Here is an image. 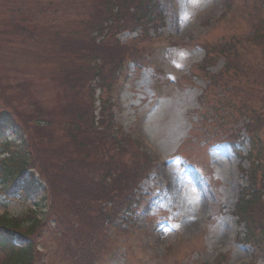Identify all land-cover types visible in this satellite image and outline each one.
<instances>
[{"label": "rangeland", "instance_id": "1", "mask_svg": "<svg viewBox=\"0 0 264 264\" xmlns=\"http://www.w3.org/2000/svg\"><path fill=\"white\" fill-rule=\"evenodd\" d=\"M220 1L176 0L178 12L174 13L170 8L172 0H159L166 15V28L161 34L162 36L170 35L174 41V45L164 56L167 77L160 80L152 68L137 71L132 67L130 78L122 95L123 105L120 102L118 104L119 108L124 106L123 113L119 109L117 114L115 98H112V94H110L112 102L115 103L113 113H115L117 125L125 134L133 135L135 138L134 117L149 103L153 88L161 87L159 107L149 118L146 129L151 143L166 159L171 161L170 165L168 164L166 167V171L168 179L171 178L173 182L174 189L165 203L154 208L150 214L151 219L158 218V215L162 216L168 222V226L162 228L159 234H153L150 231L152 223L146 226L145 223L139 222L137 216L141 208L139 206L131 217L129 229H126L128 237L125 238V241L122 239L123 237H119L109 246V249L114 248H112L113 254L117 252L121 257L111 254L109 258H105V253L101 251V254L93 256L95 261L99 258L103 259V262L99 264H203L216 262L219 255L225 257L223 264H264L262 259L252 256V249L238 243L239 233L242 230L236 225L231 215L237 192L246 182L244 180L246 178L241 177L236 154L232 152L225 140L232 132H236L240 125L221 126L220 114L206 111L207 108L210 110L212 107L210 103L201 110L197 103V99L205 87L203 74L195 67L203 57L200 45L216 44L223 39L230 40L232 38L243 42V37L252 36V30L249 29L252 19L249 15L251 12L249 0H238L240 4H235L237 7L239 5L241 7V13L236 12L234 15L235 20L232 17L230 20L216 24L215 28H211L213 21L221 14ZM38 2L42 3L43 0ZM246 2L248 6L245 5ZM28 7L30 9L37 8L35 1H31L29 5L25 6V8ZM25 8L22 11H27ZM17 10L18 8L9 12L14 14ZM8 13L0 12V22L1 18ZM261 13L264 12L260 9ZM38 18L40 16H37ZM73 18L71 17V19ZM64 20L66 19H62V21ZM39 23L43 24V22ZM70 23L72 21L69 20ZM29 27L33 28V25L30 24ZM133 37L135 34L123 35L119 40L121 43H127ZM17 46L23 47L21 43H18ZM211 48L219 51L216 45L215 48L212 46ZM46 51L50 53L48 49ZM17 52L20 55V52ZM246 54L247 58H253L256 52L251 50L246 51ZM17 59L21 58L17 57ZM40 59L48 60L49 57L41 56ZM215 59L217 63L209 69L210 74H216L223 64L220 61L222 60L220 56H215ZM0 63L1 82L4 83L3 80L9 78V86L15 87L16 85V89L9 91V96L12 95L19 103H24L27 98L22 95L23 91H31L36 103L44 100V106L48 110L49 107H52L53 101L50 93L54 89L48 83L46 84V80L36 81L35 77L32 78L33 75H23L26 80L32 81L28 87L21 83V74L8 73L12 65L11 52L10 54L2 52ZM18 70L31 71L24 60L20 62ZM17 82L18 84H16ZM213 89L214 94L208 97L210 102L217 99L214 98L216 93H221L219 85ZM39 93H41V98L38 99ZM251 96L252 93H244L242 98ZM54 101L57 105L58 101L56 99ZM61 104L63 106L62 101ZM252 105L255 106L254 109H258L257 103ZM30 108L31 106H29ZM24 109L23 107L22 110ZM35 111L36 108L33 107L29 116H35ZM57 127L62 133V125L58 124ZM56 138L61 140L57 144L67 145V139L63 135L56 134ZM261 139L264 142V129ZM247 148L248 145L245 142L240 149L245 153ZM74 149L75 147H71L70 152L76 154ZM178 154L199 164L204 168V172L202 170L186 172L188 167L183 160L179 161L176 157ZM205 160H208L207 166L204 165ZM243 168L246 169L247 164H243ZM155 171L156 169L149 179L140 185L141 193L144 196L150 193L155 186L161 185L157 177L154 176ZM180 171H185V173ZM214 197H216V202ZM35 205L37 202L34 200L9 202L0 198V215L8 219L21 217L26 220L25 217L30 216L27 213L28 210L36 208L34 209L36 217H41L43 208L40 206L37 208ZM21 226L26 227V224ZM145 240L154 244V256H150L146 252V247L151 248L152 245H145ZM17 244L21 243L18 241ZM117 244H122V246ZM215 248H219V251L214 252ZM43 250L48 253L45 258L46 262L51 251L39 249L40 252Z\"/></svg>", "mask_w": 264, "mask_h": 264}, {"label": "trees", "instance_id": "2", "mask_svg": "<svg viewBox=\"0 0 264 264\" xmlns=\"http://www.w3.org/2000/svg\"><path fill=\"white\" fill-rule=\"evenodd\" d=\"M1 1H3L1 2L3 9L0 8V12L6 11L8 13L11 9L22 5L15 3L16 0ZM22 1L27 3L26 0ZM38 1L40 0L35 2L37 8L25 12L19 11L12 17L6 14L5 17L1 18L0 54L2 52L10 54L11 52L12 65L8 73L21 74L23 78L20 79L21 83L28 85V87L32 81L26 80L23 75H29V71L18 70L20 62L23 60L27 64L33 62L32 68L36 70L41 66L42 72L47 75L44 77H49L52 83L58 85L59 88L64 87V97L69 100L68 106L82 107L84 105L83 88L93 71L95 72L94 76L103 82V86H107L106 81L109 78V73L114 74L121 59L115 54L116 51L114 53L108 51V55H113V58H98L103 61L101 66L95 67L94 63H96V55L101 49L98 47L110 43L113 38L111 35L113 30L146 28L147 26H151L155 30L156 24L162 22V13L157 10L156 0H44L42 3ZM227 8H230L229 4H227ZM37 16L40 18L37 19ZM71 17L74 18L71 19ZM64 18L66 20L62 21ZM36 19L43 24L37 22ZM69 20L72 23L69 24ZM30 24L33 25V28L29 27ZM98 38L101 41L97 45ZM18 43H21L23 47H18ZM244 44V46H238L235 40L223 39L222 43L216 45L219 51L212 49L211 46L206 47L204 65L208 61L214 60L215 56H220L225 61L224 68L212 78L206 91V93L214 91L213 88L217 85L221 87L222 99L216 100L214 110L217 113L220 111L222 118H230L232 111L239 112L251 108L253 103L264 105V66L260 61H256L257 58L264 57L263 27H257L254 38ZM246 47L247 49L260 48L258 57L256 56L257 58L251 61L249 58L247 59ZM47 49L50 53L46 51ZM17 51L20 52V55ZM103 55L102 52L98 56L102 57ZM41 56H48L49 59L42 61ZM17 57L21 59H17ZM41 62L44 66H49V69H44ZM8 79L3 80L4 83L0 79V101L4 106L11 104L9 91L16 87V85L15 87L9 86ZM226 90L227 93H225ZM244 93H252L251 99L242 98ZM237 97L240 100L237 101ZM203 98H207V95L204 94ZM234 103H238V105ZM34 107L36 108L35 117L39 116L42 123L40 126L27 127V122L31 118L22 115L23 118L19 119L18 122L22 127H27L24 133L27 135V141L23 140L19 146L12 145L4 148L5 151L10 152V155L4 160H0V184L2 185L0 192H4L8 188V191L16 190L18 176L22 170L26 168L37 169L40 180L46 185L44 193L48 194L50 202L44 221L33 220L32 215L25 217L26 220L33 221L28 229L24 230L20 227L23 220L11 222L6 218L0 219V264H35V261L38 260L36 240L38 236L41 235L39 239L42 237V232L51 221L62 228L63 233L58 239L60 243H65L67 239H71V235L85 245L96 240L102 224L94 217L95 210L90 206L82 205L86 204V200L92 195H95V199L98 200L103 189L108 187L106 183L108 178L112 182L108 195L114 196L117 191H121L117 170L113 171L111 167L123 165V159L119 163L115 162L111 148L106 149V157L115 163H109L103 169H93L92 174L94 175L92 177L84 174L87 162L79 163L77 159L72 160L75 156L70 152V149L74 142L79 139L78 134L83 128V118L86 117L87 113L77 110L76 123L72 125L73 134H67L68 138H65L67 145L59 144L58 147L56 144L61 140H58L51 133V129H47L51 126L49 119L57 117V114H49L48 109L38 105H34ZM62 115L71 116V113ZM0 118L1 132L7 129L12 130V128L18 129L13 119L5 112ZM259 118L264 120V114L260 115ZM250 121L255 122L254 119H250ZM260 124L263 126L264 122L260 121ZM249 126H246L248 131ZM14 134L20 135L21 132L15 130ZM250 135L253 138L255 136L253 142L255 143L257 141L256 133H250ZM111 143L113 148L120 151H123L126 144L130 145L128 140L124 142L112 140ZM29 144L35 155L33 156L34 160L28 154ZM10 148L18 149V151L11 152ZM254 150L259 153L262 152L259 142ZM98 160L100 157L96 155L93 165ZM88 171L89 168L87 167ZM138 171L142 172V168H139ZM124 172L122 169L123 174ZM94 183H97L98 186ZM97 187L98 193H96ZM125 187L126 185H124ZM39 188L40 186H35L33 174H30L29 181L26 182L21 192L29 197L36 195ZM254 201H256L254 206L260 202L259 198ZM252 208L251 198L245 199V195L242 196L236 207L238 219L246 220L250 217L248 214ZM96 213L98 215V212ZM85 222L87 223L86 227L84 226ZM9 226L15 229L12 230ZM47 232L48 229L44 231V233ZM75 234L77 237H74ZM15 235L23 240H28L23 248L14 245ZM247 240H253L251 232L248 233ZM81 249L82 247L79 245L78 250ZM77 254L81 255V252H77ZM50 264H55V261L50 262Z\"/></svg>", "mask_w": 264, "mask_h": 264}, {"label": "snow or ice", "instance_id": "3", "mask_svg": "<svg viewBox=\"0 0 264 264\" xmlns=\"http://www.w3.org/2000/svg\"><path fill=\"white\" fill-rule=\"evenodd\" d=\"M179 66V65H178Z\"/></svg>", "mask_w": 264, "mask_h": 264}]
</instances>
